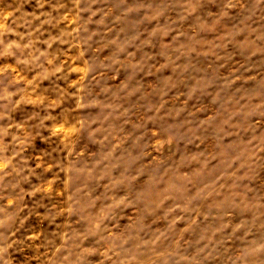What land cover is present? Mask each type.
<instances>
[{
  "label": "rangeland",
  "instance_id": "obj_1",
  "mask_svg": "<svg viewBox=\"0 0 264 264\" xmlns=\"http://www.w3.org/2000/svg\"><path fill=\"white\" fill-rule=\"evenodd\" d=\"M37 201L10 264H264V0H0V219Z\"/></svg>",
  "mask_w": 264,
  "mask_h": 264
},
{
  "label": "clouds",
  "instance_id": "obj_2",
  "mask_svg": "<svg viewBox=\"0 0 264 264\" xmlns=\"http://www.w3.org/2000/svg\"><path fill=\"white\" fill-rule=\"evenodd\" d=\"M52 122L53 124H55L58 123L59 121L53 118ZM81 127H83V125H81ZM30 130L33 137H39L40 139L48 142L49 145L55 143V141L52 140L51 126L44 123L43 117H39L37 123H34L33 125L30 126ZM46 131L48 132V135H44ZM29 143L31 144V140H29ZM57 148H59V145H57ZM55 150L56 149H53V151ZM42 154L47 156L49 159L53 161L55 160V158L52 157L50 151L43 152ZM40 178L41 179L43 178L42 175ZM39 206H40L39 201L33 202V206L30 209H28L27 213L23 211V208L21 207L20 204L14 205L11 213H9L6 208L3 209L4 217L0 219V228H3L7 233V235H5L3 241L0 242V264H10V261L6 259V257L10 255L8 253V248L11 246L9 243V236L14 235L16 231H19V229L24 226L23 224L24 219H26L28 215L35 213L36 208ZM11 243L16 244L17 248H19L20 245L22 244V241L12 240ZM25 264H27V261H25ZM61 264H72V261L65 258L63 261H61Z\"/></svg>",
  "mask_w": 264,
  "mask_h": 264
}]
</instances>
